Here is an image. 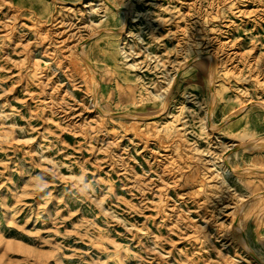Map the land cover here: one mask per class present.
<instances>
[{
  "label": "rangeland",
  "instance_id": "1",
  "mask_svg": "<svg viewBox=\"0 0 264 264\" xmlns=\"http://www.w3.org/2000/svg\"><path fill=\"white\" fill-rule=\"evenodd\" d=\"M258 137L264 0H0V264H261Z\"/></svg>",
  "mask_w": 264,
  "mask_h": 264
},
{
  "label": "bare ground",
  "instance_id": "2",
  "mask_svg": "<svg viewBox=\"0 0 264 264\" xmlns=\"http://www.w3.org/2000/svg\"><path fill=\"white\" fill-rule=\"evenodd\" d=\"M79 44V43H78ZM78 46V45H77ZM78 48V47H77ZM82 48L83 47H81L80 46V50L78 51V54H80L81 56H82V60H83V62H85L86 64H88V66L90 65V62H89V60L84 56V54H83V51H82ZM70 50V49H69ZM75 53H74V51L72 52H69L68 50H65V52H63V55H66V56H64V58H66L67 60H68V64H69V66H70V70H72V72L73 73H75L76 74V72H78V71H80L79 69H78V65H77V63L78 62H75V60H73V59H75V57L73 56ZM84 56V57H83ZM208 57V59H210V61H211V55H208L207 56ZM33 59V57H31V62L33 63V65H34V67H33V75L35 74L34 72L37 70V69H39L40 68V66H38V64H37V62H35V61H33L32 60ZM48 59V58H47ZM210 63V62H209ZM42 70V69H41ZM38 71V70H37ZM38 73V72H37ZM212 73V72H211ZM170 82H168L167 83V87H166V90H169L170 89ZM43 92V94L45 95V90H42ZM262 104V103H261ZM262 107H263V105H262ZM204 124L205 125H208V120L206 121H204ZM261 140H264V137H258V138H255V139H251V142L250 143H248L247 142V144L249 145V144H251V143H254V141H261ZM244 143V142H243ZM169 151V150H168ZM168 155H170V156H173L174 154H173V150H170L168 153H167ZM223 161V160H222ZM175 163H176V168H178V169H180V167H178L179 165H178V162L177 161H175ZM224 171V170H223ZM257 172H260V171H263V168H258L257 170H256ZM225 172H227V171H225ZM256 194H258V193H255L254 195H256ZM259 195V194H258ZM244 245H245V241H244ZM258 262H260L261 264H264V262L262 261L261 262V260H259L258 259Z\"/></svg>",
  "mask_w": 264,
  "mask_h": 264
}]
</instances>
